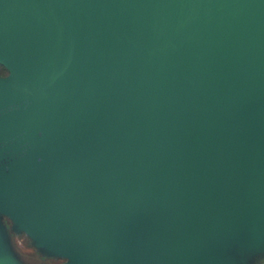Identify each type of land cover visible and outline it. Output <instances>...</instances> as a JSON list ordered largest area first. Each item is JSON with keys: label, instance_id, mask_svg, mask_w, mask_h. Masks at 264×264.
I'll return each instance as SVG.
<instances>
[{"label": "water", "instance_id": "95a60500", "mask_svg": "<svg viewBox=\"0 0 264 264\" xmlns=\"http://www.w3.org/2000/svg\"><path fill=\"white\" fill-rule=\"evenodd\" d=\"M0 64V264H264V0H0Z\"/></svg>", "mask_w": 264, "mask_h": 264}, {"label": "rangeland", "instance_id": "374dc122", "mask_svg": "<svg viewBox=\"0 0 264 264\" xmlns=\"http://www.w3.org/2000/svg\"><path fill=\"white\" fill-rule=\"evenodd\" d=\"M9 71L5 66L0 64V76L8 75ZM2 221L6 224L12 245L20 260L25 264H65L66 259L61 257H49L42 251L38 250L32 242V239L25 232H18L13 227V221L3 216ZM262 260V257H261Z\"/></svg>", "mask_w": 264, "mask_h": 264}]
</instances>
